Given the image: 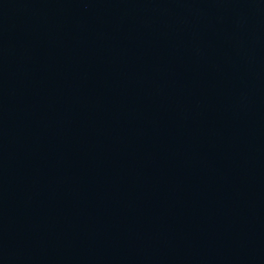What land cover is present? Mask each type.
<instances>
[{
    "label": "water",
    "instance_id": "95a60500",
    "mask_svg": "<svg viewBox=\"0 0 264 264\" xmlns=\"http://www.w3.org/2000/svg\"><path fill=\"white\" fill-rule=\"evenodd\" d=\"M0 264H264V0H0Z\"/></svg>",
    "mask_w": 264,
    "mask_h": 264
}]
</instances>
